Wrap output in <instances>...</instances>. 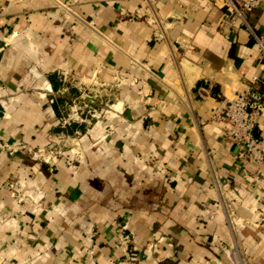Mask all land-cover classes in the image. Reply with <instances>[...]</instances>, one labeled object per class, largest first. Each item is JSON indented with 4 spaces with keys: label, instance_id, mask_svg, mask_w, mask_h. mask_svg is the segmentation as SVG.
I'll return each mask as SVG.
<instances>
[{
    "label": "crops",
    "instance_id": "crops-1",
    "mask_svg": "<svg viewBox=\"0 0 264 264\" xmlns=\"http://www.w3.org/2000/svg\"><path fill=\"white\" fill-rule=\"evenodd\" d=\"M209 1L0 0V257L218 264L225 216L243 264H264V163L234 158L233 142L204 124V103L235 94L256 68L264 0L232 24ZM94 88L109 100L104 132L71 114L97 100ZM192 122L200 141L178 127ZM253 133L264 151V108ZM65 138L83 152L70 176L27 154ZM10 176L41 192L12 196ZM155 228L156 256L142 247ZM123 234L134 244L125 256Z\"/></svg>",
    "mask_w": 264,
    "mask_h": 264
},
{
    "label": "built area",
    "instance_id": "built-area-1",
    "mask_svg": "<svg viewBox=\"0 0 264 264\" xmlns=\"http://www.w3.org/2000/svg\"><path fill=\"white\" fill-rule=\"evenodd\" d=\"M259 2L260 0H210L209 2H200V4L217 9L226 7L229 11L227 21L232 24L235 18H240L246 22V15L258 6ZM58 5L65 7L60 2ZM176 43L182 45L180 40L176 41ZM256 43L258 46L259 60L254 72L249 77L248 83L242 88L237 89L232 96H225L222 92H216L210 100H207L204 103L207 109L204 124L214 132H219L233 142L237 148V153L234 154V158H239L261 166L264 163L262 140L254 135L253 130L256 119L264 108V37L257 36ZM257 84H260L262 89H258L256 87ZM115 111V109L110 108L112 116L115 115ZM165 127L170 130L172 124L166 122ZM178 127L191 131L196 139L201 140L198 123H180ZM75 153L72 152L70 155V159L74 162L79 157V154L75 155ZM224 219L228 228H230V223L225 216ZM236 223L239 224L240 222ZM118 243L119 247L121 244L126 246V243H123V241L119 240Z\"/></svg>",
    "mask_w": 264,
    "mask_h": 264
},
{
    "label": "rangeland",
    "instance_id": "rangeland-1",
    "mask_svg": "<svg viewBox=\"0 0 264 264\" xmlns=\"http://www.w3.org/2000/svg\"><path fill=\"white\" fill-rule=\"evenodd\" d=\"M28 85H29V83H28ZM62 87L63 86H61V89H62ZM28 91L30 93H32L33 90L28 89ZM63 92H65V91H63ZM100 92H102V91H99V89H96V88L90 89V93H94L96 95L97 100L92 101L90 103L87 102V105H85V106L80 105L78 102H76V104L74 106H72V113L71 114H73L72 116L76 120H78L80 118V116H81V118L85 117L88 127H97L99 125V127H101L102 131L104 132V131H107L109 129L108 123L105 122V121H107L106 117H107L108 113H106V110H109V108L107 106V103L109 102V100H106V99L103 100V97H101ZM55 95H57V94H55ZM72 104H73V102H72ZM82 115H84V116H82ZM103 123H105L106 127L104 126ZM51 142H53V141H51ZM60 143H61V145L58 143L57 145H55V147L45 149V150H43L41 148H34V147L30 146L27 154L30 158H32V160L35 162V164L37 166L41 165L44 162H55L56 163L58 160L62 161L65 168H66L62 176H64V177L70 176L71 175V169L74 166V163L79 162V160L81 159V157L83 155V152L78 151L79 149L77 148V150L75 151L76 152L75 155L79 154V157L76 158L77 161L74 162V161H72V159H70L71 158L70 155L72 154V152L70 153V151L72 150V144L70 143V140L68 138H65ZM84 143H85V141L81 140L79 146L85 147L86 145ZM88 144H90V143H88ZM0 146H1V148L4 146V149L7 148V147H5L6 146L5 144H1ZM25 170H26L28 175L31 174L32 169L30 167H27ZM16 177H18V176H10V178H8L6 180V183H5V185H6L5 188L8 189L6 192L11 193L12 196L17 198V196H18V194H17L18 192H16L17 189H20V190L25 191V192L30 191L32 193L41 192L40 190L34 188V186H31L27 182L25 183L24 180H20ZM30 203L35 204L36 207H38V206L43 207L44 206V205H38L36 202H33V201H30ZM222 220H223L224 224L226 225L225 226L226 233L224 234L225 235V237H224L225 238V244L223 246L224 249H221L219 251V255L217 256L218 257L217 263L218 264H232L227 257V253L232 248V243L234 244V247L238 251L236 239H235V236H234V233L232 231L231 226H230V228H228L224 217L222 218ZM153 230H158V229L157 228L151 229V232L149 233V236H148V240L143 244L142 247H143V249H146V251L152 252V254L156 256V251L159 249V246L161 243H163L164 239L161 238V235L155 234V232ZM119 240L123 241V243H126V246H123L122 244L120 245V252H122L123 255L125 256L126 253H129L134 248V244L131 241L132 237L124 235V237L123 238L121 237ZM0 252H1V249H0ZM238 254L240 257L239 251H238ZM127 256H128V254H127ZM4 259L5 258L0 257V261L2 263L8 264V262H10L7 260L5 261ZM240 262H241V264H243L241 257H240ZM205 264H212V263L208 262Z\"/></svg>",
    "mask_w": 264,
    "mask_h": 264
},
{
    "label": "bare ground",
    "instance_id": "bare-ground-1",
    "mask_svg": "<svg viewBox=\"0 0 264 264\" xmlns=\"http://www.w3.org/2000/svg\"><path fill=\"white\" fill-rule=\"evenodd\" d=\"M227 257L229 259V261L232 264H241L240 262V257L238 254V251L235 249L234 244L232 243V248L229 250V252L227 253Z\"/></svg>",
    "mask_w": 264,
    "mask_h": 264
},
{
    "label": "water",
    "instance_id": "water-1",
    "mask_svg": "<svg viewBox=\"0 0 264 264\" xmlns=\"http://www.w3.org/2000/svg\"><path fill=\"white\" fill-rule=\"evenodd\" d=\"M17 56H19V55H17Z\"/></svg>",
    "mask_w": 264,
    "mask_h": 264
}]
</instances>
